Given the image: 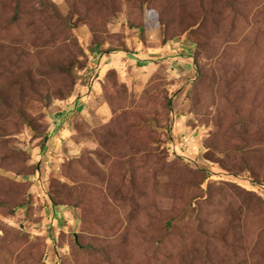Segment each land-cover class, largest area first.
<instances>
[{
    "label": "rangeland",
    "instance_id": "1",
    "mask_svg": "<svg viewBox=\"0 0 264 264\" xmlns=\"http://www.w3.org/2000/svg\"><path fill=\"white\" fill-rule=\"evenodd\" d=\"M264 264V0H0V264Z\"/></svg>",
    "mask_w": 264,
    "mask_h": 264
},
{
    "label": "built area",
    "instance_id": "2",
    "mask_svg": "<svg viewBox=\"0 0 264 264\" xmlns=\"http://www.w3.org/2000/svg\"><path fill=\"white\" fill-rule=\"evenodd\" d=\"M54 264H60L59 257H56V258H55V262H54Z\"/></svg>",
    "mask_w": 264,
    "mask_h": 264
}]
</instances>
